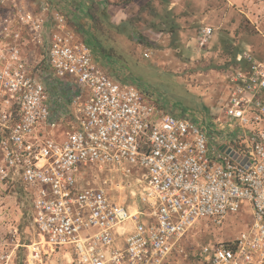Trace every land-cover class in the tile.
Masks as SVG:
<instances>
[{
    "label": "built area",
    "instance_id": "obj_1",
    "mask_svg": "<svg viewBox=\"0 0 264 264\" xmlns=\"http://www.w3.org/2000/svg\"><path fill=\"white\" fill-rule=\"evenodd\" d=\"M70 21L58 0H0V264L21 247L42 259L8 202L21 213V189L40 242L70 264H171L198 222L223 225L245 203L253 223L200 255L264 264V59L240 52L225 101L198 121L101 68Z\"/></svg>",
    "mask_w": 264,
    "mask_h": 264
},
{
    "label": "rangeland",
    "instance_id": "obj_2",
    "mask_svg": "<svg viewBox=\"0 0 264 264\" xmlns=\"http://www.w3.org/2000/svg\"><path fill=\"white\" fill-rule=\"evenodd\" d=\"M86 23L70 21L73 31L86 35L93 49L99 46L113 64L111 72L148 90L163 106L176 109L198 121L212 117V109L228 94L229 75L237 68L243 50L264 59V0H106ZM92 14V15H91ZM212 26L208 43L200 45L199 32ZM94 52V49H93ZM149 56H146L145 54ZM111 193L117 202L135 210L136 201L125 196L114 183ZM14 197L11 207L19 217L22 242L39 243L30 220L28 205L20 197L22 212ZM23 204V205H22ZM254 216L248 203L230 215L223 225L198 222L183 237L182 253L171 264H206L200 250L205 244L232 239L248 228ZM41 260L30 263V250L21 247L19 264H70L62 249L38 244Z\"/></svg>",
    "mask_w": 264,
    "mask_h": 264
},
{
    "label": "crops",
    "instance_id": "obj_3",
    "mask_svg": "<svg viewBox=\"0 0 264 264\" xmlns=\"http://www.w3.org/2000/svg\"><path fill=\"white\" fill-rule=\"evenodd\" d=\"M61 2L64 6L65 11L68 13L69 17L71 18L72 22L76 23H86L89 21L90 16L88 14V9L91 8L92 3L88 0H58ZM99 3V5H102V9H104V5L102 1H96ZM100 7V6H99ZM101 15L98 13V18L101 19ZM92 18V16H91ZM72 27V26H71ZM79 38H81L83 41L86 42V35H83L82 33H78L74 31ZM94 56L95 60L97 61L98 65L101 66L104 70L109 72L110 74L114 75L115 77H119L116 72H111L110 67L113 65L112 58L109 59V56L103 52V49H101L99 46L94 47ZM113 67V66H112ZM168 110L179 113L178 110L167 107Z\"/></svg>",
    "mask_w": 264,
    "mask_h": 264
},
{
    "label": "trees",
    "instance_id": "obj_4",
    "mask_svg": "<svg viewBox=\"0 0 264 264\" xmlns=\"http://www.w3.org/2000/svg\"><path fill=\"white\" fill-rule=\"evenodd\" d=\"M99 6L102 7V5H99L98 2H93L92 5H91L90 13L93 14V15H92V14H91V15H92V18H94V19L98 18L97 14H96L95 12H96V10L99 9ZM24 195H25V193H24V191L21 189V190H20V197H22V196H24ZM24 201H25V200H24ZM22 228H23V226H21V230H22Z\"/></svg>",
    "mask_w": 264,
    "mask_h": 264
},
{
    "label": "water",
    "instance_id": "obj_5",
    "mask_svg": "<svg viewBox=\"0 0 264 264\" xmlns=\"http://www.w3.org/2000/svg\"><path fill=\"white\" fill-rule=\"evenodd\" d=\"M228 152L230 153L231 156H233V158H235L237 160L239 159L238 154L235 153V151L228 149Z\"/></svg>",
    "mask_w": 264,
    "mask_h": 264
},
{
    "label": "bare ground",
    "instance_id": "obj_6",
    "mask_svg": "<svg viewBox=\"0 0 264 264\" xmlns=\"http://www.w3.org/2000/svg\"><path fill=\"white\" fill-rule=\"evenodd\" d=\"M36 244H37V245H38V244H42V245H43V242L41 241V242H39V243H36ZM36 244H35V245H36Z\"/></svg>",
    "mask_w": 264,
    "mask_h": 264
}]
</instances>
